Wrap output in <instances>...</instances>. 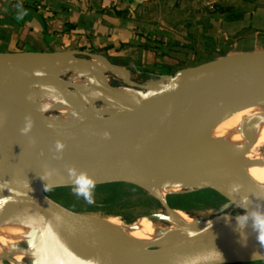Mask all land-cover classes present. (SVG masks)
<instances>
[{"label": "bare ground", "instance_id": "bare-ground-1", "mask_svg": "<svg viewBox=\"0 0 264 264\" xmlns=\"http://www.w3.org/2000/svg\"><path fill=\"white\" fill-rule=\"evenodd\" d=\"M54 56H29L35 57L34 61L21 59L34 75L35 67L44 69L46 80L52 87L47 96L53 98L51 100L42 98L36 101L39 96L37 98V94L28 87L35 78L32 81L29 76H23L20 70H15L19 73L8 70L7 65L0 61L1 71L11 79H18L19 85L25 82L19 86V90L17 88L20 95H15V83L12 93L0 95L1 110L9 112L6 110L12 107L10 105L21 103L19 109L26 112L30 120L42 118L41 114L47 110L56 113L48 117L46 126H32L26 134L20 131L25 123L21 126L22 123L18 121L17 125L11 124L12 128H19L16 134L6 131L3 120L15 119L14 115L12 117L6 113L7 116L0 117V133L12 141L15 154L26 167L34 165L53 173L59 169V160L63 169L69 170L77 164L78 154L91 153L96 160H100L103 154L117 150L131 137L133 132L127 128L134 122L138 123L133 118L136 114L152 110L169 98L193 89L215 72L228 71V83L236 88L253 85L242 69V60L229 59L209 68L185 70L172 79H150L141 87L129 85L127 76L119 69L111 76L126 87L111 88L105 85L106 81L102 78V73L106 71L104 58L92 56L76 64ZM61 73L72 74V79H77V82L78 76L84 75V82L82 80L81 84H75L74 90L67 95L55 93L54 81ZM94 103L100 104L102 113L109 117L100 121L96 119L92 107ZM6 104H9L7 109ZM45 104L49 107L42 111ZM37 130L56 135L45 136ZM57 142L62 143L69 153L64 151V147L57 153ZM162 142V116L158 111L145 133L126 147L121 159L126 162L132 156L158 148ZM261 144H264V99L238 110L222 108L214 111L208 105L196 104L184 114L167 160L150 175L129 182L161 203L165 195L203 187L213 188L240 209L257 210L264 204V161L254 158L252 154L255 146ZM237 179L244 183H239ZM234 185H239L238 190H233ZM185 217L182 211L166 209L162 214L141 217L128 224L114 217L96 218L94 223L98 230L138 249L158 264L168 261L180 250L209 248L241 231L236 221L225 226L228 221L230 223L229 215L206 224L194 220L186 223ZM148 248L154 251H142ZM18 249L28 252L32 264H94L90 260L91 247L84 241L71 238L47 225L28 208L18 203H8L0 194V258L21 259L23 254Z\"/></svg>", "mask_w": 264, "mask_h": 264}, {"label": "crops", "instance_id": "crops-1", "mask_svg": "<svg viewBox=\"0 0 264 264\" xmlns=\"http://www.w3.org/2000/svg\"><path fill=\"white\" fill-rule=\"evenodd\" d=\"M69 46L169 75L264 51V0H0V55L57 56Z\"/></svg>", "mask_w": 264, "mask_h": 264}, {"label": "water", "instance_id": "water-1", "mask_svg": "<svg viewBox=\"0 0 264 264\" xmlns=\"http://www.w3.org/2000/svg\"><path fill=\"white\" fill-rule=\"evenodd\" d=\"M229 59L242 60V69L252 82L251 87L240 89L231 86L228 83V71L215 72L193 89L169 98L152 110L136 114L133 118L138 123L134 124V122L127 128L133 133L123 146L103 154L100 160H96L91 153L78 154V162L72 168L85 172L94 180L95 187L130 183L129 181L134 178L150 175L167 160L172 153L171 144L182 124L184 114L194 105H208L214 111L222 108L238 110L264 99V69L262 68L264 67V51L222 56L193 68L201 70ZM107 62L110 63L108 60ZM113 66L124 68L131 74L124 66L117 64ZM161 78L172 79L173 76ZM162 97L165 98V96ZM158 111L162 116L161 146L132 156L126 162L122 161L123 151L134 139L145 133L153 115ZM1 116H7V114L0 109ZM135 127L137 128L134 130ZM44 134L50 137L54 133L45 131ZM12 145V141L0 133V194L4 196L6 202L18 203L28 208L47 225L55 227L71 238L84 241L91 247L90 260L94 264H158L138 249L98 230L94 223L97 217L72 211L47 196L46 192L49 190L73 187L69 170L63 169L60 160L59 169L55 173L34 165L28 168L15 154ZM64 151L69 153L65 146ZM237 181L244 183L241 179ZM164 208L175 210L170 209L167 204ZM256 209L264 211V204ZM243 232L246 234L245 238H242L240 231L209 248L203 247L199 251L180 250L162 264H245L264 260V244H260L256 239V232L251 225L245 227ZM217 251L222 254L223 261Z\"/></svg>", "mask_w": 264, "mask_h": 264}, {"label": "rangeland", "instance_id": "rangeland-1", "mask_svg": "<svg viewBox=\"0 0 264 264\" xmlns=\"http://www.w3.org/2000/svg\"><path fill=\"white\" fill-rule=\"evenodd\" d=\"M157 8H158V6H157ZM153 13H154V11H153ZM155 13H159V10L156 9ZM151 20H153V17ZM73 47L74 46H69L67 48L64 47L62 50H59V51H69V49H72L73 52L72 51H70V53L62 52L59 55L54 56V57L55 58L60 57V58L64 59L65 61L67 60L68 62H71V63L73 62L76 64L77 63L80 64L84 60L91 59L93 54H91L92 51H90V49L88 51L84 52L83 50H79V49L74 50ZM104 53H105V50L102 51V54H104ZM22 54H24V53L0 56V61L4 62L3 64L7 65L6 69H8V70H14V71L20 70L24 74L23 75L21 73L23 76H29L30 80H32V81L35 78V81H33V82L30 81L28 87H29V90L31 92L33 91L37 94V98L39 96V98L36 101H40L42 98L49 99L50 97H47V96L50 94L52 87L49 84V82L46 80V74L44 72V69H42L40 67H35L36 71H35V75H34L32 72H30V68H27L29 66H25L26 65L25 61L24 60L21 61V59L27 58V59H30V61H34V60H36L35 57L31 58L29 56H21ZM69 60H71V61H69ZM213 60H215V59H213ZM213 60H211V61H213ZM105 62H106V71L102 73L103 74L102 78L104 79V81H106L105 85H107V87H111V88H125L126 87V85L121 84L114 77H112L113 76L112 73L115 71H118L119 69L121 71L123 70L124 75L127 76L128 80H129V81L127 80L129 85L141 87V85H143L145 82L150 80L148 78L149 77L148 74L143 73V72H135L137 70V67L135 65H132L131 62H129L125 59H115V60L112 59L110 61V63L107 62V60H105ZM208 62H210V61L195 62V63L189 62V63H187L188 65L186 66L188 68L181 69L178 72H172L171 74H169V76H176L185 70L194 69L193 67H198V66L205 64V63H208ZM52 63H54V62H52ZM116 64L126 65L128 67V71L131 74H129L124 68H121L118 66H113ZM112 70H114V71H112ZM17 71H15V72H17ZM19 72H17V73H19ZM126 73H128V74H126ZM78 80H79L78 82L80 84H81L82 80L84 82V75H79ZM23 82L24 81H22V84H23ZM35 82H36V84H35ZM78 82H77V79H76V81L72 79V74L69 75V74H62L61 73L60 75L57 76L56 80L54 81V84H55L54 91H55V93H59L61 95L64 93H66V95H67V93L74 90L73 88L75 87V84H77ZM86 82H89V80H87ZM14 83L16 85V88L15 87L14 88L16 90L18 88V90H19V86L22 84L19 85L18 79H11L7 75V73L0 70V86H1L0 88L3 90V93L0 90V93H1L0 95L3 94L5 96L6 94L9 95V92L12 93L13 89H14L12 85H14ZM32 83H34V85ZM65 83H67V85H64ZM2 85H4V86H2ZM3 87L5 88L6 91L4 90ZM11 88H12V91H9V90H11ZM24 89H26V87ZM18 90H17V92H18ZM17 92L15 95L19 94V92L18 93ZM51 99H53V98H50L49 100H51ZM22 100H23V97H22ZM21 105H22L21 103L15 105V106H14V104H12V105H10V107L12 106L11 108L8 107L9 104L5 105L6 109H7V107L9 108L6 111H8V110L11 111V109L13 108L11 113H9L10 111L6 112V113L9 115L11 114L12 117L14 115L13 118H15L12 120H10V119L9 120L8 119L3 120L2 125L5 126L6 131L10 134H16L17 133L16 131H19L18 127L12 128L11 124L17 125L16 122L18 121V122H21L22 124H20V125L23 126L24 125L23 123L26 122L27 113L23 112L19 109V107ZM92 107L94 108V114H95L94 117L96 119H98L99 121L104 120V119L109 117V116H106V114H103L104 112L102 113L101 110L103 108H101L100 104L94 103ZM97 109H100V110H97ZM12 112H14L15 114ZM16 112H17V115H16ZM53 113L56 114L52 110L44 111L41 114L42 118H37V119L31 120L32 126H37V127L43 128V126H46L48 124V117L51 116ZM98 113L100 114V116ZM15 115H16V117H15ZM36 120H38L39 122ZM36 132L46 136V134H44L43 131L40 132L37 130ZM54 135H56V134L54 133ZM254 149H255V151H254ZM254 149H253L254 152H253L252 156L254 158L257 157L261 161H264V144H261L259 146L256 145ZM123 184H124V188L126 189V191H130V192H132V194L131 195L128 194V195L124 196L122 201H120L118 203L119 204L118 207L116 209H111V210H114V212H116V214H117L116 216L105 214L110 209L108 208V206L101 204L103 197L100 194V192L98 191V189H95V188L92 192V197H91L92 202L91 203L86 201L83 197H78L77 195H75L74 192L72 191V188L53 189V190H49L48 192H46V194L50 199L54 200L56 203L63 205L72 211L79 212V213L86 214V215L93 216V217H97V218L114 217V218H118L120 221L124 222V220L134 219V221H136L137 219H139L141 217L155 216V215L163 213V211L165 210L164 207L166 204L165 203L166 197L169 195L164 196V202L163 203L159 202L157 199L154 198L160 204V207H155V206L150 205V204H145L144 202L147 201V200L145 201V197H141V196L136 195L134 193L133 187L139 188L138 186L133 185L131 183H123ZM139 189H141V188H139ZM201 189H211V190L215 191L217 194H219L220 196H222L219 192H217L213 188H203L202 187V188H199L196 190H201ZM196 190H194V191H196ZM186 192H193V191H181L178 194H184ZM178 194H170V195H178ZM223 198H225V197H223ZM226 200L228 201V203H222L213 209L195 210L194 212H192L193 216H189V215L185 214V216H186L185 218L187 220L186 223L188 222V220H194V221L198 222L199 224L200 223L206 224V223H209L212 221H216L217 218H220V217L223 218V217L228 216V215L230 217V223L228 221L225 226H228L231 223H234L236 221L235 217L239 214H243L244 211L241 210L239 207L234 206V202H232L228 199H226ZM231 221H233V222H231ZM124 223H126V222H124ZM142 251L143 252H153L154 249L148 248V249H143ZM18 252L19 253L21 252L23 254V255L20 254V255H22L21 259L15 260V259L7 258V257H2V258H0V264H32L29 260V255L27 254L28 252L25 249H18Z\"/></svg>", "mask_w": 264, "mask_h": 264}, {"label": "trees", "instance_id": "trees-1", "mask_svg": "<svg viewBox=\"0 0 264 264\" xmlns=\"http://www.w3.org/2000/svg\"><path fill=\"white\" fill-rule=\"evenodd\" d=\"M117 65L124 66L128 69L126 65H122V64H117ZM186 66L187 65L183 64V66L181 65L180 69L188 68ZM136 67L137 70L135 72L146 73L149 75L148 77L149 79H158L161 77L169 76V75L155 74L151 70H145L138 66ZM60 189H65V188H60ZM95 189H98V191L103 197L101 204L108 206V208L110 209L105 214L113 215V216H116L117 214L116 212H114V210L111 209H116L119 205L118 203L122 201L124 196L128 194L129 195L132 194V192L126 191V189L124 188V184L121 183L96 186ZM133 191L136 195L145 197V201L147 200L146 202H144L145 204H150L155 207H160V204L157 200L147 195L146 192L142 191L141 189L133 187ZM222 203H228V201L211 189H201L193 192H186L184 194L169 195L166 197V204L170 209L183 211L190 216H193L192 212H194L195 210L213 209ZM133 221L134 219L124 220V222L126 223H131Z\"/></svg>", "mask_w": 264, "mask_h": 264}, {"label": "clouds", "instance_id": "clouds-1", "mask_svg": "<svg viewBox=\"0 0 264 264\" xmlns=\"http://www.w3.org/2000/svg\"><path fill=\"white\" fill-rule=\"evenodd\" d=\"M49 105L45 104L42 106L41 110H46ZM32 127V122L30 119L26 118L25 125L20 129L21 133H28ZM64 145L60 142H57L55 145V149L57 153H60L63 149ZM69 177L72 182V191L78 197H83L89 203L92 202V192L95 188V182L92 178H90L85 172L78 171L75 168L69 169ZM239 185H234L233 190H238ZM47 191V189H45ZM243 208V204H241ZM227 219V217H226ZM237 222V228L241 230L242 238L246 237V234L243 232V229L247 227L249 224L252 229L256 232V239L260 242V244H264V211L259 210H250L244 211L243 214H239L235 217ZM221 260L223 261L222 254L217 251Z\"/></svg>", "mask_w": 264, "mask_h": 264}, {"label": "built area", "instance_id": "built-area-1", "mask_svg": "<svg viewBox=\"0 0 264 264\" xmlns=\"http://www.w3.org/2000/svg\"><path fill=\"white\" fill-rule=\"evenodd\" d=\"M219 2H222L223 0H218Z\"/></svg>", "mask_w": 264, "mask_h": 264}]
</instances>
